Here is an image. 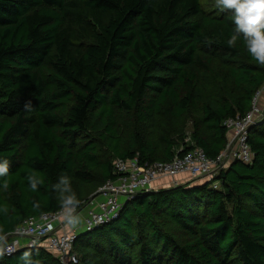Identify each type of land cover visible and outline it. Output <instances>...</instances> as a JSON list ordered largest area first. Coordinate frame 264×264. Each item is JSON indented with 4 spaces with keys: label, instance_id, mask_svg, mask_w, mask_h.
I'll use <instances>...</instances> for the list:
<instances>
[{
    "label": "trees",
    "instance_id": "1",
    "mask_svg": "<svg viewBox=\"0 0 264 264\" xmlns=\"http://www.w3.org/2000/svg\"><path fill=\"white\" fill-rule=\"evenodd\" d=\"M232 29L231 10L202 0H0V235L59 211L61 176L80 209L114 178L116 158L149 165L194 147L217 158L224 122L244 117L264 85L243 39L228 44ZM247 143L250 163L137 193L77 234L78 264H264V112ZM25 252L60 264L43 247L0 253V264H23Z\"/></svg>",
    "mask_w": 264,
    "mask_h": 264
},
{
    "label": "built area",
    "instance_id": "2",
    "mask_svg": "<svg viewBox=\"0 0 264 264\" xmlns=\"http://www.w3.org/2000/svg\"><path fill=\"white\" fill-rule=\"evenodd\" d=\"M262 92L264 93V85L255 94L251 110L244 117L224 122L228 131V143L225 150L215 159L208 158L200 147L191 148L180 156H174L170 161L149 165L139 164L137 158L114 159V178L106 180L98 189L97 194L102 198L95 208L87 212L83 220L84 231H91L113 220L123 203L137 193L155 191L153 184L159 179H173L180 174H186L190 182L199 179L210 181L230 160L250 163L253 155L247 143V136L249 128L263 115L264 108L258 104ZM120 198L124 200L121 201ZM80 209L76 208V212ZM65 226L62 208L57 212L29 217L11 232L0 235V253L10 256L20 248L43 247L54 255L60 264H78V258L73 252L77 234L66 232Z\"/></svg>",
    "mask_w": 264,
    "mask_h": 264
},
{
    "label": "clouds",
    "instance_id": "3",
    "mask_svg": "<svg viewBox=\"0 0 264 264\" xmlns=\"http://www.w3.org/2000/svg\"><path fill=\"white\" fill-rule=\"evenodd\" d=\"M216 7L221 11L231 10L232 12L233 29L228 44L233 45L238 38H242L254 60L264 65V0H216ZM8 172L9 162L0 161V177H6ZM27 180L33 190L44 182L35 173L29 175ZM2 187L5 189L8 187L6 180L3 181ZM52 187L58 193L66 227L76 228L81 223L80 217L75 214L79 200L72 190L69 178L61 176ZM20 259L23 264H32L28 252H25Z\"/></svg>",
    "mask_w": 264,
    "mask_h": 264
},
{
    "label": "crops",
    "instance_id": "4",
    "mask_svg": "<svg viewBox=\"0 0 264 264\" xmlns=\"http://www.w3.org/2000/svg\"><path fill=\"white\" fill-rule=\"evenodd\" d=\"M262 103V104H260ZM258 104L260 107L264 108V93L262 92L259 96L258 99ZM231 161V160H230ZM198 180L193 181V184H198V183H202V182H197ZM190 182L188 176L186 174H180L178 176H176L173 179L170 178H163V179H159L158 181L154 182V190H159V189H164L167 187H172L174 186L173 184L176 183V185H180V184H184V183H188ZM101 196L100 195H96L93 198H91L90 202H88L86 205H84L78 212H76V214L80 217L81 223L73 229H69L65 226V231L66 232H74L75 234H80V233H84V227H83V220L87 215V212L91 209V208H95L96 203L101 200ZM121 201H123V198H120ZM84 209V211L82 212V214H80V211Z\"/></svg>",
    "mask_w": 264,
    "mask_h": 264
},
{
    "label": "rangeland",
    "instance_id": "5",
    "mask_svg": "<svg viewBox=\"0 0 264 264\" xmlns=\"http://www.w3.org/2000/svg\"><path fill=\"white\" fill-rule=\"evenodd\" d=\"M202 2H203V5H204L205 8L217 9V7H216V1L202 0ZM260 104H262V103H260ZM206 181H207V179H204V180L199 179L197 182H206ZM83 211H84V209H82L80 211V214H82Z\"/></svg>",
    "mask_w": 264,
    "mask_h": 264
}]
</instances>
